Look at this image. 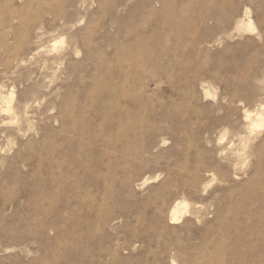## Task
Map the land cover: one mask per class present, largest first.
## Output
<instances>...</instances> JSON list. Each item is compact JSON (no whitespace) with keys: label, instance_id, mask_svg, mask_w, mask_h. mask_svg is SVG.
I'll use <instances>...</instances> for the list:
<instances>
[{"label":"rangeland","instance_id":"374dc122","mask_svg":"<svg viewBox=\"0 0 264 264\" xmlns=\"http://www.w3.org/2000/svg\"><path fill=\"white\" fill-rule=\"evenodd\" d=\"M140 1L0 0V264H240L262 246L260 203L258 220L237 205L264 180L262 58L232 96L237 58L264 49V0L205 1L214 31L163 53Z\"/></svg>","mask_w":264,"mask_h":264},{"label":"bare ground","instance_id":"6f19581e","mask_svg":"<svg viewBox=\"0 0 264 264\" xmlns=\"http://www.w3.org/2000/svg\"><path fill=\"white\" fill-rule=\"evenodd\" d=\"M125 0H91L92 6H97L96 8L98 11H104L106 6L110 8H118L124 4ZM207 0H198L196 3L191 2L188 0H141V4H143L144 9L148 14V21H146L137 31L141 36H147L151 41H156V46L159 47L161 53L165 52V50L169 51V48L161 47L159 42L161 39H166L170 37H175L174 43L176 45H180L185 43V38L187 36H194L192 39L193 45L197 46L201 41L204 40V37L214 31L217 23L219 22L218 16H215L208 12L206 9H203L204 2ZM230 0H227L226 3H229ZM91 5H88V7ZM87 7V8H88ZM190 14L193 15V18H190ZM249 10L246 11V15L248 17L247 29H243V31L254 32L252 21L249 19ZM56 17L52 14L51 22L56 23ZM59 18V17H58ZM62 23L59 24V27H65L66 25L70 24L71 22L68 21L67 16L66 18H62ZM35 23L31 24V26L35 27V33L33 34L34 43H37L42 40L44 34H42L41 24L34 25ZM57 24V23H56ZM211 24V26H210ZM236 27L241 29L242 26L239 23H236ZM61 31V30H60ZM60 42V41H59ZM58 42V43H59ZM56 43V42H55ZM62 43V42H61ZM57 44V43H56ZM55 44V45H56ZM81 47L86 48L84 45H79V43H75L72 46L71 53L78 54L79 49ZM38 48H34L30 51L29 55L33 56L38 52ZM88 49V47H87ZM165 49V50H164ZM262 58L261 63L264 64V49L260 51L259 54L252 55L249 58V61L246 63L242 56H239L236 61V66L239 69L240 67H244L246 73L245 74H237L238 79V86H236L235 91L236 95L232 96V99H237L241 97V94L244 96H249L253 93V89L249 87V79L252 77L253 67L254 65L260 61ZM62 60L65 57L61 58ZM33 78V77H32ZM240 95H238V94ZM235 94V93H234ZM13 94H9V96L4 99V103H6L7 111L10 112L11 109V102H12ZM259 107L264 111V97L258 101ZM5 111V110H4ZM6 112V111H5ZM264 117V116H263ZM256 128L264 129V119L261 123H255L253 125ZM260 130V129H259ZM70 140H68V144ZM264 147V142H262L259 148ZM69 153L71 152L68 150ZM264 175V174H263ZM55 183V182H54ZM253 183L258 186V188L253 189H245L243 192V196L237 201V205L240 208L239 210H243L244 214H247L251 220L252 219H259L255 217V214L250 209L246 207V201L252 199V202L255 205V202L258 204L260 203V210H261V220L264 223V201L261 198H256L257 194L260 193L264 197V180H254ZM57 189V192H61L63 195V190H70L72 185L68 184L66 186L61 183L53 184ZM52 186V187H53ZM263 187V189L261 188ZM186 203V202H185ZM187 204V203H186ZM183 205V204H182ZM246 207V208H245ZM67 209V208H66ZM187 209V208H186ZM185 209V210H186ZM64 211V205H61L59 210L56 213V219H61V212ZM177 212V211H176ZM3 229L0 228V234L2 233ZM263 240L262 246L253 252L248 259L242 261L240 264H264V226L261 232L256 233ZM20 237L14 238V244L11 247H4L3 251L8 252L11 250H20L18 240Z\"/></svg>","mask_w":264,"mask_h":264}]
</instances>
